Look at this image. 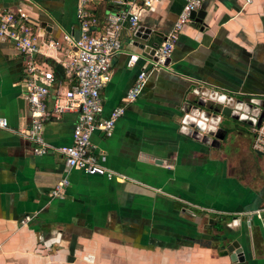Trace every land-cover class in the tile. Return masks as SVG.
I'll use <instances>...</instances> for the list:
<instances>
[{
    "label": "crops",
    "instance_id": "obj_1",
    "mask_svg": "<svg viewBox=\"0 0 264 264\" xmlns=\"http://www.w3.org/2000/svg\"><path fill=\"white\" fill-rule=\"evenodd\" d=\"M184 4L154 1L134 30H120L121 52L100 95L104 117L124 111L109 136L95 131L90 138L98 162L118 178L68 170L61 155L33 152L22 135L31 120L24 58L0 38V117L11 129H0V264H264V153L252 148L249 124L215 112L224 105L236 112V100H264V0H205L168 62L153 69L152 50ZM78 5L0 0L36 22L37 59L57 82L48 107L56 91L73 84L64 65L74 49L65 54L63 37L79 36ZM119 9L114 0H90L88 11L99 21L92 30L101 32L105 17ZM130 55L138 57L131 67ZM142 68L140 95L124 103ZM240 107L241 114L248 108ZM76 121L74 111L48 119L45 142L70 145ZM64 177L63 196L52 197ZM232 242L241 250L237 258L220 249Z\"/></svg>",
    "mask_w": 264,
    "mask_h": 264
},
{
    "label": "built area",
    "instance_id": "obj_2",
    "mask_svg": "<svg viewBox=\"0 0 264 264\" xmlns=\"http://www.w3.org/2000/svg\"><path fill=\"white\" fill-rule=\"evenodd\" d=\"M90 0H79L77 17L79 21V36L75 39L65 35V54L74 49V54H68L65 63L66 74L73 84L63 93L56 91L51 107L47 106L54 84L57 83L54 74L37 57L41 54L39 32H34L36 25L21 9H5L0 7V38L10 41L23 55L24 99L30 112V126L22 135L34 144L33 152L37 155L49 151L62 156L68 170H79L89 175H104L108 178H118V175L102 166L94 154L91 135L99 131L109 136L115 121L123 114L124 108L113 109L107 117L103 116V103L100 92L109 82L113 59L121 52L119 33L123 24L130 30L138 26L140 15L149 10L154 1L158 0H114L120 6L117 12L109 13L102 22L101 32L92 28L99 21L88 11ZM205 0H185L182 11L176 18L171 31L165 36L161 46L154 52L151 68L157 69L165 64L176 44L185 24L191 20L192 11L197 10ZM44 46L59 49L56 42L43 43ZM66 49H69L67 51ZM138 59L130 55L127 66L131 67ZM147 78V69L142 68L132 86L123 98L124 103H130L140 95ZM77 113V121L73 127L71 144L53 147L43 138V125L51 117L64 112ZM243 111V110H242ZM261 109L256 110L253 123L254 148L264 153V115L257 126ZM0 129L11 130L5 118L0 117ZM68 186L66 177L62 178L51 192L54 198L62 197ZM259 216V214H256Z\"/></svg>",
    "mask_w": 264,
    "mask_h": 264
},
{
    "label": "water",
    "instance_id": "obj_3",
    "mask_svg": "<svg viewBox=\"0 0 264 264\" xmlns=\"http://www.w3.org/2000/svg\"><path fill=\"white\" fill-rule=\"evenodd\" d=\"M196 14L197 13L195 11H192L191 15H190V18H194L196 16ZM197 15L200 16L201 14L198 13ZM141 31H142L141 29H137L136 36L145 39L146 36L142 35L140 33ZM147 33H149V32H147ZM153 53H154V50H152L151 54L153 55ZM168 60L169 59L167 58L165 63L168 62ZM228 99H230V98H228ZM236 101L239 103V105L240 104H245L246 106H248V108L246 110L247 112H248V109L249 110L252 109V111H253V110H256L258 108L257 106H259V108L261 109V113H260V116H259L258 121H257V126H258L260 121H261V119H262V117H263V115H264V100L260 99L259 105L256 102L255 103L254 102L243 103V101H241V100H236ZM215 112L220 114V116L230 117V118H233V119H236V120H241V121H244L247 124H252L253 123L252 119H250L249 117L242 118L239 114H236V112L240 113L239 110L238 111L236 110V112H235L231 107L226 106V105L222 106L220 110L219 109H215ZM220 249H222L224 251V255L231 254V256L234 255L235 257L236 256L238 257V254H240V252H241V250L240 251L238 250L239 247H238L236 242H232L230 245H227V246L221 245ZM239 259L241 260V258H239Z\"/></svg>",
    "mask_w": 264,
    "mask_h": 264
},
{
    "label": "bare ground",
    "instance_id": "obj_4",
    "mask_svg": "<svg viewBox=\"0 0 264 264\" xmlns=\"http://www.w3.org/2000/svg\"><path fill=\"white\" fill-rule=\"evenodd\" d=\"M238 110H241L240 105H238V107H237V111H238ZM246 110H247V109L243 110V114H240V113H238V112H236V114H239L242 118H246V115H245V114H246Z\"/></svg>",
    "mask_w": 264,
    "mask_h": 264
},
{
    "label": "rangeland",
    "instance_id": "obj_5",
    "mask_svg": "<svg viewBox=\"0 0 264 264\" xmlns=\"http://www.w3.org/2000/svg\"><path fill=\"white\" fill-rule=\"evenodd\" d=\"M245 120H246V119H245ZM249 130H250L251 132H253V127H252L251 124H249ZM252 148H253L254 150H256V149L254 148V142H252Z\"/></svg>",
    "mask_w": 264,
    "mask_h": 264
}]
</instances>
